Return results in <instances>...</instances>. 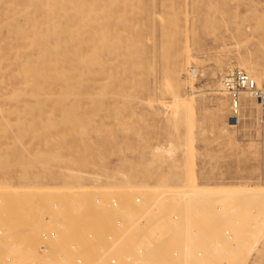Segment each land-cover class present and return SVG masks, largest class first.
<instances>
[{
	"label": "rangeland",
	"instance_id": "1",
	"mask_svg": "<svg viewBox=\"0 0 264 264\" xmlns=\"http://www.w3.org/2000/svg\"><path fill=\"white\" fill-rule=\"evenodd\" d=\"M234 68L264 89V0H0V263L50 264L60 219L52 254L94 264L112 233L122 264H264V111L231 120Z\"/></svg>",
	"mask_w": 264,
	"mask_h": 264
},
{
	"label": "bare ground",
	"instance_id": "2",
	"mask_svg": "<svg viewBox=\"0 0 264 264\" xmlns=\"http://www.w3.org/2000/svg\"><path fill=\"white\" fill-rule=\"evenodd\" d=\"M248 73V72H247ZM249 74V73H248ZM250 75V74H249ZM251 76V75H250ZM252 77V76H251ZM223 78H224V76H223ZM253 78V77H252ZM254 79V78H253ZM256 80H257V78H255ZM254 79V80H255ZM255 80V81H256ZM257 83V82H256ZM257 86H258V84H257ZM222 87H223V79H222ZM248 96L249 98H251V99H254V98H252L251 96H250V94H248V93H243V95H242V99H243V96ZM244 109H245V111H247V112H251V110H252V104H251V102H246L245 103V106H244ZM163 146V145H162ZM162 149H163V147H161ZM160 148V149H161ZM172 148V147H171ZM171 148H167V149H164L165 150V152L166 153H171ZM161 149V150H162ZM157 150V149H156ZM25 175H27V174H24V176H22V179H27V176H25ZM79 179V178H78ZM76 186H78V187H76ZM184 186V185H183ZM77 188V189H72V188ZM184 187H187V185H185ZM56 188V187H55ZM59 189V191H58V194L59 195H62L63 196V200H61L62 202L63 201H65L66 202V204L67 205H65L67 208H69V209H71V212H72V210H75L76 208H79V212L81 213V208L82 207H84V209L86 210V204H81L82 203V201H83V199H87V196H86V191H87V187L85 186V185H74V186H60V187H58ZM126 190V189H125ZM199 190V189H198ZM188 191V193H187V195L185 194L186 193V191H184L185 193H183V191L182 192H179V193H177L175 196L174 195H168V196H166V195H163V196H159L158 197V199H157V203H159L160 202V200H162V199H167V197H170L171 196V198H173V199H175V198H179V197H185V196H188V194H192V193H190V192H192V191H190L189 192V190H187ZM200 191V190H199ZM225 191V190H224ZM243 191V190H242ZM245 191H246V189H245ZM256 191V190H255ZM258 191H260V189L258 190ZM198 191H196V193H197ZM223 191H221L220 193H222ZM226 192H228V191H225V192H223L224 194L226 193ZM250 192H252V191H250ZM261 192V191H260ZM259 192V194H261ZM263 192V191H262ZM55 193V192H54ZM236 193H238L237 191H236ZM240 193V192H239ZM245 194H246V192H244ZM243 193V194H244ZM247 193H249L248 191H247ZM254 193V192H253ZM194 194V193H193ZM202 195L201 196H203V194L204 193H201ZM226 194H228V193H226ZM255 195L257 194L258 196H259V194H258V192L257 193H254ZM264 194V193H263ZM189 195V196H190ZM197 195H199L200 196V194H196V196ZM248 195V194H247ZM62 196H60V199H61V197ZM196 196L194 197V198H191V200L192 199H196ZM200 196V197H201ZM198 197V196H197ZM261 197V196H260ZM264 197V196H263ZM138 198V197H137ZM140 198V197H139ZM199 198V197H198ZM113 201H117V203H118V205L117 206H114L113 205ZM136 202H137V199H136ZM141 202V201H140ZM64 203V202H63ZM61 204V203H60ZM55 205H57L58 207H57V209L55 208ZM119 202H118V200L117 199H113L112 200V202H111V207H112V209H114V210H118L119 209ZM66 207L64 208V209H66ZM53 209H55V211H57V213H59V205L58 204H56V203H54L53 204ZM62 210V209H61ZM75 211H78V210H75ZM62 213H63V211H62ZM60 215H62V214H60ZM88 214H85L83 217H86ZM63 218H65L67 221H70V220H68V219H70V216H63ZM116 228V227H115ZM117 229H121V228H117ZM53 230H56L58 233H59V240H56V241H54V242H52L51 243V251H53V250H55L54 249V246L56 245V243H58L59 241H61L62 239H64V238H67L66 236H67V228H66V224L62 221V220H58L57 221V226H54V227H50L49 229H47L45 232H43L42 233V237H43V234L44 233H46V232H48V233H50V232H52ZM92 230H90V231H88L87 232V240L89 241V242H85V244H88V243H91V244H94V243H96V236L94 237V239L92 240V239H90L89 238V232H91ZM227 233L229 234V232L227 231ZM75 239H67L66 240V245H70V243L71 242H73ZM78 243L80 242V245H81V249H82V252H83V254H84V263L83 264H94V259H92V258H90V257H88L86 254H85V252H84V243H83V241H78V240H76ZM42 243V242H41ZM107 247H106V249H105V251H103L104 253V256L102 257V259L100 260V264H108L107 263V260H106V258H105V254L110 250L116 257H117V264H122V260H121V258L119 257V255L121 254V255H123L124 256V254L125 253H128V252H132V249H128V250H124V248L123 247H121L120 248V251H118L119 253H117L116 254V250H117V247L119 246V244H120V240L118 239V236L116 235V234H114L113 235V233L112 234H110V236L108 237V242H107ZM130 245V244H129ZM156 249H154V251H155ZM50 251V253H49V255L47 254V256H48V258L47 257H41V258H39V261L42 263L43 261H45V262H48V263H50V264H67V261L68 260H70L71 261V264H75L74 263V261H73V255L69 252V250H68V252L65 254V257H64V255L61 257V255H62V253L63 252H58L59 250H57V253H56V255L55 254H52L53 252H51ZM40 253V252H39ZM155 253V252H154ZM42 254V253H41ZM69 255V256H68ZM130 255V254H129ZM155 256V255H154ZM129 261V260H128ZM127 261V262H128ZM129 263V262H128ZM2 264V263H1ZM33 264H38L37 262H34ZM131 264H133V263H131Z\"/></svg>",
	"mask_w": 264,
	"mask_h": 264
},
{
	"label": "built area",
	"instance_id": "3",
	"mask_svg": "<svg viewBox=\"0 0 264 264\" xmlns=\"http://www.w3.org/2000/svg\"><path fill=\"white\" fill-rule=\"evenodd\" d=\"M223 91L228 95L231 108V120L234 123H239L241 118V108H242V95L243 93H248L252 98L257 100L260 107L264 111V89L257 86L256 81L245 71L239 68L230 69L226 72L223 78ZM141 198H137V202H140ZM113 205L117 206V201H113ZM57 205L55 208L57 209ZM116 228L122 227V221L117 219L115 222ZM89 238L94 239L95 232H89ZM59 233L56 230L52 232L44 233L42 237V243L39 245L38 251L42 254L50 253L51 243L59 240ZM80 242L76 240L67 245V252L73 255V261L75 264L84 263V254L81 249ZM65 254L62 253L61 257ZM105 258L108 264H117V257L109 250L105 254ZM1 264V263H0Z\"/></svg>",
	"mask_w": 264,
	"mask_h": 264
}]
</instances>
